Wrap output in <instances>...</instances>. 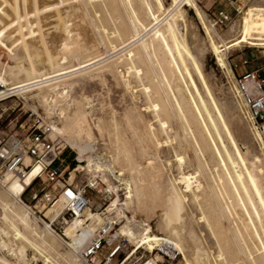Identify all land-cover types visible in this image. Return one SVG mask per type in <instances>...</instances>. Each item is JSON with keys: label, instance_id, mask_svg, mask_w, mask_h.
Here are the masks:
<instances>
[{"label": "bare ground", "instance_id": "bare-ground-1", "mask_svg": "<svg viewBox=\"0 0 264 264\" xmlns=\"http://www.w3.org/2000/svg\"><path fill=\"white\" fill-rule=\"evenodd\" d=\"M32 1L23 2L27 6H33ZM79 1L82 0H36L35 10L30 7L28 16L25 14L29 17L27 26H30L27 28L29 33L24 36L27 41L25 48L18 28L19 18H15L13 0H0V50L16 63L15 66L8 63L1 65L0 100H4L9 94L24 98L31 95L30 99L43 106L46 115L56 119L52 138L60 140L62 148L67 146L58 136L67 140L77 152L83 170L89 169L98 175L104 173L106 175L101 179L106 183L112 182L116 188L124 186V206L127 210L135 211L146 205L147 184L144 183L151 181L156 192L154 200L161 197L165 199V210L156 221V231L162 236L147 227L136 244L140 246L139 249L145 248L152 253L156 248L162 247L173 258L177 253L182 255L185 264H224L229 261L226 259L227 254L230 257L227 264H264V145L259 142L260 136L254 131L255 143L259 142L257 144L260 150L254 146L237 144L231 129L229 130V122H225L216 102L204 98L193 76L195 72L191 69L193 66L197 73L200 71L188 50V41L185 42L184 39L187 31L175 14L185 4L194 9L208 38L210 51L215 55L219 66L225 67L227 53L231 49L243 44L264 47V0H256L242 21L231 27L227 35L219 34L214 25L208 24L197 0H176L171 9H166L164 3L157 0V5L152 7L156 14L153 19L149 16L151 5L148 0H88L87 3L93 9H96L100 1L105 11L101 9L99 12L109 14V17L102 19L100 16L101 23L115 24L116 30L111 36L115 34L113 42H120L121 56L118 55L120 57L114 61L107 59L89 63L90 65L62 73L68 59L81 56L85 50L86 42L82 44L73 38V28L84 25L85 17L90 15V9L86 10L84 7L86 11L83 12L80 5L74 6ZM27 6H22V10ZM240 10L242 11L241 8ZM99 12L95 11L94 14L97 16ZM35 13L40 15L39 20L35 18L38 21L32 20ZM43 23L50 26L51 33L43 32L46 30L43 29ZM93 26L96 27L94 21ZM101 27L107 31L105 26ZM112 47L117 50V46L112 44ZM199 52L202 53V49ZM26 54L34 58L42 56L41 62L50 64L56 75L49 77L44 70H29L24 64ZM179 71H183L185 78L189 80L195 101L182 88L183 80L180 79L178 84ZM75 75L76 79L70 78ZM108 75L124 86L132 100L137 101L140 97L138 94L143 93L147 104L141 109L134 102L133 109L122 116L111 112L105 126L112 157L104 164L94 151L87 148L96 140L95 130H102L100 120L79 105L72 109L68 99L80 80L99 77L106 79ZM21 77L26 80L21 81ZM8 78L17 82L11 84ZM137 82L141 85H132ZM140 86L143 90H136ZM229 102L223 108L226 120H230L234 112H241L236 101ZM57 105L60 111L58 116ZM202 118H205L206 124ZM240 129L238 128V133ZM133 143L138 144L140 155L148 156L145 165L136 163V146ZM161 157L165 159L164 165L161 162L162 166L159 165ZM174 164L179 173L174 184L164 194L156 180L162 176L163 170L170 173ZM34 175L35 172L28 174L25 180L14 178L7 182L0 181L5 188L14 180L10 190L6 188L5 192L0 193L1 200L5 203L11 201L9 204L12 207L7 212L5 208L8 206L0 200L3 209L0 223L3 230L20 244L24 257H28V252H33L35 256H41L50 262L54 258L48 247L40 244L34 235L36 233L40 238L38 226L35 224L33 227L34 220L30 211L33 208L22 199V194L31 184ZM110 190H114L112 186ZM65 202L63 194L52 205L56 219L65 209ZM87 210L89 209L85 211ZM91 218L98 221L103 219L96 215ZM18 221L27 227L24 232ZM95 230L96 224L90 225L88 222L83 226H75L69 234L71 240L65 235V230L63 236L71 241L69 248L79 254V249ZM117 233L124 236L120 230ZM44 235L50 239L51 246L60 242L59 236L50 231H46ZM115 236L116 234L113 237ZM73 255L75 257L68 256L69 263L81 264L79 255ZM153 260L158 261L157 256ZM25 261L27 260L19 256L5 240L0 243V264H26Z\"/></svg>", "mask_w": 264, "mask_h": 264}, {"label": "rangeland", "instance_id": "rangeland-1", "mask_svg": "<svg viewBox=\"0 0 264 264\" xmlns=\"http://www.w3.org/2000/svg\"><path fill=\"white\" fill-rule=\"evenodd\" d=\"M23 1L24 0H18V1L13 0V4H14V8H15V18H17V19L19 18L17 20V23L19 24L18 28H19V31L21 34V38L23 39L22 40L23 41V47H25V45H26L25 48H27V41L25 40L26 37H24L27 35V33H29V29H27V28H30V26H27V25H29V19H28L29 17H27V16H28V12L30 11V7L33 8V10H35L34 8L36 7L35 6L36 0L32 1V5L34 4L33 6H30V5L27 6V4L25 5V3ZM72 1H75V0H72ZM87 1L88 0H82V1H79V3L74 4V6L80 5L79 7L81 8V10L83 9V12L90 9L89 10L90 15L85 17L86 19H84V25L85 26L81 25V26H78V27L76 26L73 28V38L82 44H84L86 42L85 50L82 54L83 56L81 55L82 58H81V56H79V57H72V58L68 59L67 64H65V67H64L65 70L61 71L62 73L71 72L72 70H75V68L78 69L81 66L90 65L94 62L95 63L102 62V61H105L107 59H108L107 61H114L115 59H117L118 57L121 56L122 48H121L120 42H118V41L113 42L114 41L113 37H115L116 35L114 34L113 36H111V34L113 32H115V30H116L115 24L113 22H110L108 24H105V23L103 24V23H101V20H100V16H102L101 17V19H102L105 16L109 17V14H107V12H104L105 8L101 7L100 1L98 2V6L96 7V9L91 8V6L87 3ZM148 1L151 5V8L149 9V16H150V19H153L156 14H155V11L152 7H155L157 5L156 4L157 0H148ZM161 1L164 3V6L166 9L173 8V6L176 3V0H161ZM257 1L256 0H253V1H251V0H238V1L231 0V2H227L226 0H197L198 5H199L200 9L202 10V12L204 13V16H205L208 24L214 25L217 32L221 35H225V34L227 35L229 33V30L231 29V27H233L235 24L237 25V23L239 24L240 21H242V19L246 16L248 9L252 5H254V3ZM82 2H84V3H82ZM22 6L23 7L27 6V8H23L24 10H22ZM84 7L87 9L85 10ZM239 7L242 9L240 14H238L235 10ZM18 8H19V10H18ZM101 9L104 11L100 13L99 11ZM25 10H26V12H25ZM220 10L227 11L231 15V18H232L231 21L223 28H220L217 25H215V15ZM22 11H24V13ZM95 11L99 12V14L97 16L94 14ZM35 14H36V17H35ZM35 14L33 15L32 20H36V19L39 20L40 15L39 14L37 15V13H35ZM175 14H176L177 20L183 24L184 30L187 31V33H185L186 35L183 34V36L185 35V37H184L185 42H186V40L188 41V42H186V44L188 46L189 52L193 56L194 62L196 61L195 63L198 64V67L200 70V71H198L199 73H197L196 69L193 66H191L192 67L191 69L193 72H195L193 74V76H195L194 78H195L196 82L198 83V86L200 88L202 95L204 96V98L207 101H210V99H212L213 101L216 102L217 107H219L218 109L221 110L220 114L221 113L223 114V115L222 114L221 115L224 117L225 122L230 123V126L228 123V127H229V130L231 129L230 131L232 132L231 134L233 135L235 141L237 140L236 141L237 144L242 145V146H245V145L254 146L257 148V150H260L261 148L257 143H255L253 132H252L250 126L248 125V123L243 119L241 112L236 110L237 113L236 112L233 113L234 115L231 118L233 121L231 119L226 120V118H225L226 117L225 112L223 113V108L225 106V103H228L229 101L232 102L235 100H234V98H233V96L229 90V87L226 84L225 78H224L222 70L220 68L221 66H219L215 55L210 51V49L208 47V44H209L208 38L205 34V31L203 29L201 22L198 20V17L196 15L194 9L191 8V6L189 4H185L182 7H180ZM124 16L127 17V15H124ZM22 17H24V19ZM91 17H92V19H91ZM98 19H99V21H98ZM38 20H36V21H38ZM93 21H94L96 27L93 26ZM20 22H22V23H20ZM24 25L27 27H25ZM42 25H44V23ZM101 25L105 26V28L107 29V31H106L107 33L104 31V28L101 27ZM22 28H25V30H23ZM43 29H46L43 31L44 33L45 32L46 33L52 32L50 30V26H45ZM47 31H49V32H47ZM85 33H86V37H85ZM235 36L236 35H234V37ZM236 37H238V36H236ZM85 38H86V41H85ZM110 42H113L112 44L117 46V50L113 49L112 44ZM49 46H51V45H49ZM203 47H205L207 51ZM240 47H243V45ZM240 47H235L227 53V56L229 57L230 61H232L233 59H238L242 56L249 57L250 60L252 61L251 65L249 66V69L250 70H254V69L260 70V74L264 75V47H255V48H250V49L242 48L241 50H240ZM200 49H202V53L199 52ZM118 55H120V56H118ZM40 57L42 58V56H40ZM40 57L34 58L33 56L31 57L29 54H26V57L24 59L25 60L24 61L25 66L29 70L31 68L32 72L33 71L34 72L35 71H41V72L45 71L47 76H49V77H53L52 75L55 76L56 74L54 73V71H55L54 68H52V66L48 63H47V65L43 64L41 62ZM33 58H34V63H33ZM12 62H14V61H12L8 58V54L3 53L0 50V68H1V65L4 63H8L11 66H15L16 63L14 62V64H13ZM37 64H39L41 67ZM34 65H37V66H34ZM38 66H39V68H38ZM42 66H43V68H42ZM61 72H59V73H61ZM199 74H201V75H199ZM76 77H77V75L71 76L70 78L76 79ZM178 77H180L178 84H180L181 80H183L181 82V85H183L182 88L184 87L183 89H185L188 96L190 95V98L195 101V95H194L193 89L190 85L189 80L187 78H185L183 71H179L177 73V79H178ZM200 77H202V78H200ZM8 80L11 84L17 82L15 79H11V78H8ZM20 80L24 81V80H26V78L21 77ZM132 85L133 86H139L141 84L139 82H137V83H133ZM204 85H206L207 88ZM136 90L142 91L143 87L142 86L137 87ZM138 95H140V97H139L140 100L139 99H137V101L132 100L133 98H132L131 94L125 90L124 86H122V84H118L116 82V80L109 75L106 77V79H101L100 77L95 78V79H93V78L92 79L91 78L82 79L77 84H75L73 90L70 92V97H69L68 101H69V104L71 105L72 109H75V107L77 105H79L82 108H84L88 113L90 112L94 118H97L98 120H100V124L102 125L101 126L102 130H101V132L95 130V134H96L95 139L96 140H94L95 141L94 143L93 142H92V144L90 143L87 148L89 150L94 151L104 164L108 163L109 159H111V157H112V150L109 149L111 147L110 139H109V135L107 133V129L105 126L106 119L109 118L111 112H115L117 115H121V116L127 112H130L133 109L135 103L137 104V106L139 108L144 109L146 107V104H147L145 95L143 93L142 94L139 93ZM30 96L31 95H27L26 96L27 98L26 97L24 98L21 95H16V96H13V97L6 99V100H3V101L0 100L1 101L0 102V114H3V117L1 118V121H3V126L8 124L11 121V125L9 128L11 130L18 131L22 124L29 123L32 121L33 113H39L44 117L46 116L47 112H45V109L43 108V106H41L37 101L30 99ZM56 109H57L56 114L60 113V111L58 110L59 105L56 106ZM2 111H4V112H2ZM145 115H146V113H145ZM57 116H58V114H57ZM57 116H54V117H57ZM51 117H53V116H51ZM51 117H49V118L51 119ZM202 120H203V123L206 124L205 118H202ZM231 124L233 125V127ZM238 128L239 129L241 128L240 133H241V131L243 133H241V134L238 133L237 132ZM173 134H174V132H173ZM234 135H236L238 137V139ZM244 135L245 136L247 135L246 139H245ZM58 138L61 139L63 141L64 145L67 146L63 158H65L67 155L69 156V158L66 159V163L69 165V170L65 174L66 179H69L71 177L70 181L75 179L74 184H77V183H83L84 182L83 179L85 177H87V178L90 177V175L92 177H94V176L104 177L106 175L104 173L101 175H98L94 171H91L89 169L83 170L81 168L82 165L79 163L80 159L78 157L77 152L75 150H73L72 147H70L71 145L67 142V140L65 138H63L62 136H58ZM134 147H135L134 157H135V160L137 161V162L136 161L135 162L138 164L142 163L141 165H145L146 162L148 161V156H142V154L141 155L139 154L141 152H139V149H138L139 147H138L137 143L134 144ZM190 156H193V154L190 153ZM76 158H77L78 163H76ZM164 160L165 159H162V157H161L160 161H159V165L162 166V163L164 165L165 164ZM172 160H175V159L172 158ZM74 170H76V171L74 172ZM178 173H179V171L177 169V165L174 164L173 167H171L170 173H168L166 171L164 172V170H163L164 175L162 174V176L158 180H156V182L160 183L159 185L161 186V190L163 191L164 194H166L165 191L167 190V188L171 187L174 184L175 179L178 176ZM73 175H74V178H73ZM13 181H11L10 184H8L5 188L0 183V193L5 192L6 188L10 190L11 186L13 184ZM118 184H119V186H121V183H118ZM144 184L148 185V186L145 185L146 193H147V198L145 200L146 205L140 207L141 209L136 208L135 211H129L124 206V198H125V195L123 193L125 190L124 186H121L120 188H116L112 182L106 183L102 179L103 189H107V187L110 188V186H112L114 189L112 191H114L116 193V195H113L111 197L112 199L104 197L103 193L99 194V195L97 193L91 195V201L93 203L92 208L85 211L79 218H77L72 223H69L68 225L65 223H60L59 221H55L56 213L53 211L55 208H53L52 206H47V207H45L44 210L42 208H40L39 210H41L42 216L39 214V212L37 210H35L37 212V214H36L34 212V208L30 207V206H33L35 204V202L31 201V193L32 192L27 193V195L25 197H23L22 199L30 208H33V209H31V210L29 209V210L31 211V214H32L31 216L34 220L33 227L36 224L39 228L38 232H39L40 238L38 237V235H36V233L34 235L37 237V240L40 244H42V245L46 244L44 246L46 248L48 247L47 249L50 251L52 257L54 258V260H51L50 262L41 256H35L33 254V252H28L27 253L28 257H24V252H23L20 244L17 243L14 240V238L11 237L10 234H8V232L6 230H3L1 223H0V243L3 240H5L11 248H13L17 251V254L19 256L25 258L28 261V262L25 261L26 264H70L69 263V257L74 256L73 254H76V255H78V254L76 253L75 250L69 248L68 244H70L71 241L69 242L63 236V231L65 230V235L70 239L69 234L75 229L76 225L83 226L88 222L90 225L96 224V230H97V228L104 222V217L109 216L108 212H110L111 214L117 215V217L120 216L121 218L126 219V221H124L125 223L122 224L120 231L124 234V237H126V243H128V244L130 243L131 245H133V248H135V247H137L136 244H137L138 240L141 238V236L144 233V230L147 229V227H151L156 234H158L159 236H162L160 233H158V231H156L157 230V222L156 221L161 218L162 212L165 210V207H164L165 206V201H164L165 199H164V197H161L160 199L158 198L155 201L153 198V195L155 192L154 191L155 189L153 188L154 186H152L153 184L151 183V181L150 182L147 181ZM42 187L43 186L38 184L35 187V190H39ZM50 188L51 187L48 186L46 190H49ZM103 191L105 193V190H103ZM0 200H1V198H0ZM1 201L3 202V200H1ZM7 202L6 203L3 202L4 205L8 206V208H5V207L4 208L7 210V212H10V211H8V209H10V210L12 209L11 205L9 204V203H11V201H7ZM110 203H111V205H110ZM151 203H153V204H151ZM145 207H147V208H145ZM2 213H3V209H1V206H0V218H1ZM93 215L99 216L100 218H103V219L101 221H98L97 219H92L91 217ZM44 216L47 217L48 219H45ZM40 217H43L42 219L44 221L41 222ZM18 223H19V227H20L21 231L24 232V229H27V227L25 225H23L22 222L18 221ZM46 224L49 227L51 226L50 227L51 229L49 227L47 228ZM29 231H31V233L33 232V230H29ZM46 231H50V232L58 235L60 238V242L58 244H56L55 246H51L50 239L46 235H44ZM1 238H4V239H1ZM127 239L129 242H127ZM131 245H130V249L128 252H130V250L132 249ZM159 248H161L163 250L162 247H159ZM143 249L144 250H140L139 252H137V254H135V255L133 254L134 255V256L132 255L133 257L132 256L129 257L125 263H127L132 258L127 264H140L141 262L145 261L146 259L154 257V255L157 256L158 261L164 260V257L161 254L156 253L157 248L152 253L147 251L145 248H143ZM128 252L125 253L124 255H122V258H124L128 254ZM226 259H229V261H230V257L228 254L226 256ZM227 261L224 264L229 263V261L228 262ZM181 263L185 264L184 259H183L182 255H179V253H177L174 256V258L172 256H170V258H166L165 261L162 262L161 264H181ZM81 264H83V263H81Z\"/></svg>", "mask_w": 264, "mask_h": 264}, {"label": "built area", "instance_id": "built-area-1", "mask_svg": "<svg viewBox=\"0 0 264 264\" xmlns=\"http://www.w3.org/2000/svg\"><path fill=\"white\" fill-rule=\"evenodd\" d=\"M226 1L231 2V0ZM235 10L240 14V7ZM231 19V15L227 11L220 10L215 15V25L223 28ZM255 47L243 44L240 50ZM251 62L250 58L246 56L232 61L227 56L226 66L220 68L234 100L240 107L243 119L251 130L260 136L259 142L264 145V75L260 74V70H250ZM13 96L16 95L9 94L4 100ZM2 117L3 114H0V181L7 182L14 178L25 180L28 174L35 172L32 182L27 186L22 198L27 195L26 193L32 192L31 201L35 204L30 207L34 208L36 214L35 210L41 215L40 208L52 206L64 194L66 197L65 209L56 221L68 224L80 213L92 208L91 195L103 193L104 197L109 199L116 195L109 187L103 189L100 176L92 177L90 175L83 179V183L77 184H74L75 179L70 181L71 177L65 178V174L69 170V165L66 163L67 158H63L67 147L62 148L60 140L52 138L55 118L50 119L47 115L44 117L39 113H33L32 121L22 124L16 131L9 128L11 121L3 126ZM259 142L257 143L259 144ZM77 158L76 163H78ZM38 184L43 187L35 190ZM48 186L51 188L46 190ZM108 214L109 216L104 217V222L79 249L78 255L81 263L127 264L132 259L125 263L129 257L144 250L143 248L139 249L140 246L133 248V245L126 243V237L117 233L126 219L117 217L110 212ZM42 218L40 217L41 222L44 221ZM45 219L48 218L45 217ZM115 234L116 236L113 237ZM127 242H129L128 239ZM130 245L132 249L128 252ZM127 252L128 254L122 258V255ZM156 253L161 254L164 260L154 261V255L140 264H161L166 258H170L161 248H157Z\"/></svg>", "mask_w": 264, "mask_h": 264}, {"label": "crops", "instance_id": "crops-1", "mask_svg": "<svg viewBox=\"0 0 264 264\" xmlns=\"http://www.w3.org/2000/svg\"><path fill=\"white\" fill-rule=\"evenodd\" d=\"M66 158H69V156L67 155Z\"/></svg>", "mask_w": 264, "mask_h": 264}, {"label": "trees", "instance_id": "trees-1", "mask_svg": "<svg viewBox=\"0 0 264 264\" xmlns=\"http://www.w3.org/2000/svg\"><path fill=\"white\" fill-rule=\"evenodd\" d=\"M27 194V193H26ZM26 195H24V197H25Z\"/></svg>", "mask_w": 264, "mask_h": 264}]
</instances>
